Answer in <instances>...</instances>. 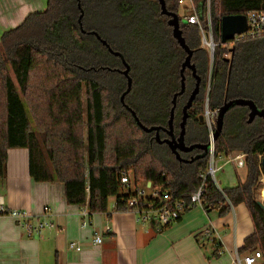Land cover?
Wrapping results in <instances>:
<instances>
[{
	"label": "trees",
	"instance_id": "1",
	"mask_svg": "<svg viewBox=\"0 0 264 264\" xmlns=\"http://www.w3.org/2000/svg\"><path fill=\"white\" fill-rule=\"evenodd\" d=\"M78 4L84 33L78 26ZM165 4L168 11L179 14L177 0ZM205 5L206 0H199L201 20ZM209 5L217 42L222 17L264 12V0H210ZM167 20L157 0H47L43 12L29 14L19 26L4 32L0 38V187L6 180L8 151L25 149L32 181L61 183L66 202L86 208L89 217L105 212L110 198L115 199L117 210L125 209L129 194L120 184L123 173L131 174L135 183L150 182L172 200H188L200 185L207 158L178 162L165 144L156 142L154 132L137 127L119 101L126 90V79L118 72L124 69L120 58L90 34L96 33L120 53L130 68L132 85L124 103L144 126L165 128L173 96L180 91L185 58ZM180 30L193 51L191 62L202 85L209 58L199 47L198 28L182 21ZM232 48L227 59L225 50L215 55L209 107L219 109L225 101L246 99L264 109V37L240 41ZM184 76L185 92L177 98L174 111L175 137L180 132L181 108L195 83L187 71ZM203 102L199 92L188 111L186 145L208 142L206 126L199 120ZM247 119L245 107L229 111L214 143L217 158L244 155L246 181L221 193L208 179L203 209L221 208L223 215L244 204L253 233L240 252L259 250L264 264V211L252 197L260 176L257 156L264 155V119L256 118L251 124ZM159 137L163 140L167 135L160 130ZM180 157L186 159L182 153Z\"/></svg>",
	"mask_w": 264,
	"mask_h": 264
},
{
	"label": "crops",
	"instance_id": "2",
	"mask_svg": "<svg viewBox=\"0 0 264 264\" xmlns=\"http://www.w3.org/2000/svg\"><path fill=\"white\" fill-rule=\"evenodd\" d=\"M4 1L6 13L16 7L25 14L27 6L21 0L8 5ZM7 156L6 180L0 187L4 207L24 211L34 222L47 221L53 227L28 237L14 219L0 215V264H233L253 233L248 210L236 212L235 207L223 215L221 208L208 212L194 208L161 230L136 222L131 212L116 210L115 199L110 198L105 212L84 219L80 207L66 202L61 183L32 181L25 149L9 150ZM82 222L87 225L82 227ZM207 229L215 232L211 241L203 236ZM94 233L101 235L99 246L92 245ZM71 243L81 251L70 249Z\"/></svg>",
	"mask_w": 264,
	"mask_h": 264
},
{
	"label": "built area",
	"instance_id": "3",
	"mask_svg": "<svg viewBox=\"0 0 264 264\" xmlns=\"http://www.w3.org/2000/svg\"><path fill=\"white\" fill-rule=\"evenodd\" d=\"M199 0H177L178 9L186 7L184 9L185 15L180 16L179 22H185L198 28L199 32V47L206 51L209 58V76L212 74L213 63L215 55L219 51L225 50L224 58H228L230 55V49L238 42L256 39L264 37V12H250L246 17V31L240 35H234L231 41L226 44H221L220 40L217 42L214 40V32L210 17V0H206L205 12L203 20H201L200 9L198 7ZM210 90V86L209 89ZM219 109H211L208 101L205 102L203 113L201 115L203 123L206 126L208 132V140L211 142L213 133L216 128V120L218 117ZM238 158H244V155H237ZM207 166L203 174L200 175V185L193 192L188 200L176 201L172 200L168 192L161 189L152 187L150 182L142 181L135 183L132 181L131 174L123 173L120 178V184L123 187V193L129 194V199L125 204V211L131 212L136 218V222L140 224H147L149 226H155L159 229L168 228L182 217L184 212L194 208H202L204 205V198L207 194V180L210 179L216 188L222 193V189L217 183L216 174L220 170L221 165H217V157L214 154V144H211L210 150L207 155ZM261 159V157L259 156ZM235 158L227 157L223 164L233 162ZM259 183L264 185V175L260 168ZM143 185V188L141 187ZM148 192V194H147ZM228 205H230L226 199ZM231 207V205H230ZM115 209L117 210L116 206ZM204 210V209H203ZM49 208H44V213H48ZM0 215L9 216L16 224L25 231L28 237L40 235L45 228H52L53 225L47 221H33L31 216L24 211L19 210H7L4 207L2 198L0 197ZM80 216L84 219L88 218V211L86 208H81ZM86 222H82L81 226L85 227ZM108 231V229H107ZM213 230H205L204 238L211 241L214 235ZM102 242L101 235L94 233L92 238V245L99 246ZM70 249H74L76 252L81 251V247L76 243L69 244ZM259 260H262V253L259 250L246 252L243 254L236 253L233 264H257Z\"/></svg>",
	"mask_w": 264,
	"mask_h": 264
},
{
	"label": "water",
	"instance_id": "4",
	"mask_svg": "<svg viewBox=\"0 0 264 264\" xmlns=\"http://www.w3.org/2000/svg\"><path fill=\"white\" fill-rule=\"evenodd\" d=\"M159 7H160V14L161 16H165L168 18L167 20V26L171 28V36L175 40L178 47L184 52L185 58L184 61L181 64L180 68V91L174 94L172 99V107L170 109L169 113V120L167 123V126L165 128L160 127H146L137 118L135 112L131 110L125 103L124 98L125 96L130 92L132 80L129 76L130 68L128 64L125 62L123 56L118 52H113L108 44L102 40L96 33L90 32L91 35H94L96 39L101 43L102 46H104L108 52L118 58H120L121 63L124 67L122 71H118L124 78L126 79V90L121 94L119 101L120 104L124 107L125 110H127L131 117L133 118L135 124L138 128H140L145 133H155V140L159 144H165L171 153L175 156V159L178 162L181 163H192L197 160H201L207 157L208 152L210 150L211 144H213L216 139L221 135L224 125V118L226 114L231 111L232 109L236 107H245L248 109V119L247 124H251L256 118L264 119V109H259L252 101L246 100V99H234L225 101L224 104L219 108L218 117L216 120V128L212 136L211 142H207L205 144L202 143H196L191 145H186L185 143V129L186 124L188 120V111L191 108L194 100L196 99L198 93H199V87L201 83L200 77L196 74V68L192 64L191 59L193 55V51L189 49V47L186 45L184 38L182 37V32L180 30V22L178 19L177 14L174 12L168 11L166 8L165 0H157ZM77 8L80 12L79 18H78V26L82 33H84L81 25V19L83 17V11L80 7V5H77ZM246 31V17L245 16H224L221 18V26H220V42L221 44H226L228 41H231L234 37V35H240ZM233 52V48L230 49V53ZM189 71L192 78L195 80V86L192 92L190 93L186 103L184 104L182 108V118L181 122L179 124L180 132L177 137L173 134V120H174V111L176 107V100L178 97L184 94L185 92V76L184 72ZM200 122H203L202 117L199 118ZM164 132L167 135V138L161 140L159 137V131ZM194 151H198L201 154L196 155L195 157L184 160L180 157V153H192ZM260 168L262 170V173L264 174V155L261 157L260 161ZM259 206L264 211V203L258 202Z\"/></svg>",
	"mask_w": 264,
	"mask_h": 264
},
{
	"label": "rangeland",
	"instance_id": "5",
	"mask_svg": "<svg viewBox=\"0 0 264 264\" xmlns=\"http://www.w3.org/2000/svg\"><path fill=\"white\" fill-rule=\"evenodd\" d=\"M15 0H5L4 4L8 5V4H14ZM32 3V4H31ZM46 3L47 0H21V4L22 5H26L27 9L24 11L25 14L21 13L20 10H18V8H14L13 10H9V12L6 13L7 10H4L5 8L2 7V3L0 0V16L2 17L0 19V38L2 36V34L6 31H9L17 26H19L24 19L32 13H39V12H43L46 8ZM37 6V7H36ZM29 8V9H28ZM186 7H182L178 9L179 15L183 17V15H185V12L183 11ZM11 18L10 23L8 24V19ZM229 58V57H228ZM209 67H210V63L209 60L207 62V74H206V79L205 82L202 83L201 88H200V93L203 95L204 98V102L203 104L205 105V102L208 101L209 99V84H210V76H209ZM188 73H190L189 71H187ZM10 75H12L10 73ZM211 86V85H210ZM212 88V86H211ZM84 99V97H83ZM183 108V107H182ZM182 108H181V114H182ZM203 109V108H202ZM86 105H85V100L83 101V123L85 124V120H86ZM82 136L84 139H86V127L82 126ZM110 133L113 132L112 130L109 131ZM209 141V140H208ZM215 143V142H214ZM213 143V144H214ZM239 153L236 154H230L227 157H232L235 158V160L233 162H230L228 164H223L224 160H226V155L225 154H221L216 160H217V165H221L220 166V170L219 172L216 174V180L217 183L219 184L220 188L222 190H228L231 189L234 186H237L239 184H243L246 181L247 178V169L245 166V159L244 158H238L237 155ZM241 155V154H239ZM262 157V156H260ZM258 161H260L259 156H257ZM142 182V181H140ZM143 188V185L141 186ZM148 194V192H147ZM252 197L253 200L260 202V203H264V185L259 183V181H257L256 186H254L253 190H252ZM240 208H246V206L244 204H240L238 206L235 207L236 212L239 210ZM247 210V208H246ZM231 212H227V214Z\"/></svg>",
	"mask_w": 264,
	"mask_h": 264
},
{
	"label": "flooded vegetation",
	"instance_id": "6",
	"mask_svg": "<svg viewBox=\"0 0 264 264\" xmlns=\"http://www.w3.org/2000/svg\"><path fill=\"white\" fill-rule=\"evenodd\" d=\"M191 75V74H190ZM192 77V76H191ZM201 79V78H200ZM194 86H195V83H194ZM200 88H201V83H200V87H199V92H200ZM194 89V88H193ZM192 92V91H191ZM190 92V93H191ZM190 93L188 94V97H189V95H190ZM199 94V93H198ZM188 99V98H187ZM187 101V100H186ZM201 117V116H200ZM183 155H185V157H186V159L185 160H189V159H191V158H193V157H195L196 155H198V154H201L200 152H198V151H194V152H192V153H182ZM187 158H189V159H187Z\"/></svg>",
	"mask_w": 264,
	"mask_h": 264
}]
</instances>
